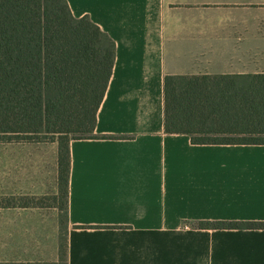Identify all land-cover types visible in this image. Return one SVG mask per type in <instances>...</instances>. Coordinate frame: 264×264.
Returning <instances> with one entry per match:
<instances>
[{
    "label": "crops",
    "instance_id": "0c3cea01",
    "mask_svg": "<svg viewBox=\"0 0 264 264\" xmlns=\"http://www.w3.org/2000/svg\"><path fill=\"white\" fill-rule=\"evenodd\" d=\"M66 2L115 45L100 138L69 143L63 225L56 205L0 208V264H264V228L200 227L264 223V146L163 130L165 76L264 74V0ZM56 194V142L0 138V199Z\"/></svg>",
    "mask_w": 264,
    "mask_h": 264
},
{
    "label": "trees",
    "instance_id": "16d2710c",
    "mask_svg": "<svg viewBox=\"0 0 264 264\" xmlns=\"http://www.w3.org/2000/svg\"><path fill=\"white\" fill-rule=\"evenodd\" d=\"M114 54L110 37L88 16L74 17L66 0H0V138L57 144V194L0 199V208L56 205L60 225L67 221L69 143L100 138L96 116ZM163 130L192 145L264 146V74L165 76ZM59 258H66L62 237Z\"/></svg>",
    "mask_w": 264,
    "mask_h": 264
}]
</instances>
